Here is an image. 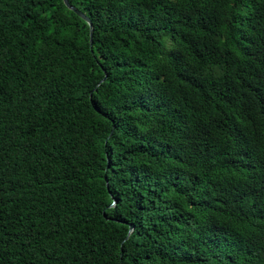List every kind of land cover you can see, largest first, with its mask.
<instances>
[{
    "label": "trees",
    "instance_id": "1",
    "mask_svg": "<svg viewBox=\"0 0 264 264\" xmlns=\"http://www.w3.org/2000/svg\"><path fill=\"white\" fill-rule=\"evenodd\" d=\"M68 2L0 0V264H264V0Z\"/></svg>",
    "mask_w": 264,
    "mask_h": 264
},
{
    "label": "water",
    "instance_id": "2",
    "mask_svg": "<svg viewBox=\"0 0 264 264\" xmlns=\"http://www.w3.org/2000/svg\"><path fill=\"white\" fill-rule=\"evenodd\" d=\"M64 4L71 10H73L78 16H80L81 18H83L89 25V32H90V38H89V42L90 44L92 43V32H93V25L90 21V19L81 11L77 10L73 5H71L68 0H63ZM106 78V75L100 80V82L97 84L99 85L101 82H103ZM133 226L130 225L129 230H128V234L132 231Z\"/></svg>",
    "mask_w": 264,
    "mask_h": 264
}]
</instances>
